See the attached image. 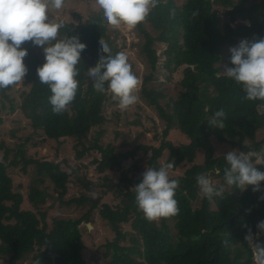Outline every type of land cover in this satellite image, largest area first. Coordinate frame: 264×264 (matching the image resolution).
Segmentation results:
<instances>
[{
    "label": "trees",
    "instance_id": "16d2710c",
    "mask_svg": "<svg viewBox=\"0 0 264 264\" xmlns=\"http://www.w3.org/2000/svg\"><path fill=\"white\" fill-rule=\"evenodd\" d=\"M215 7L227 14L228 22L222 23ZM194 11L199 13L195 18ZM78 17V23L63 21L64 27L60 29V38L78 36L87 45L77 65V94L67 111L53 113L49 103L51 90L37 76V68L45 63L43 49L25 42L22 47L28 49V72L21 82L22 99L15 100L10 93L18 83L0 90V126L7 108L11 115L20 110L34 132L40 131L59 144L71 139L78 160L96 150L100 157H93L91 163L106 184L99 188L97 181L89 178L87 172L81 175L76 166H69L67 172L61 163L33 158L28 153L30 138L24 141L14 130V147L0 144V151L4 150L0 159V257H7L8 264H19L31 254L33 264H90L83 255L81 225L95 223L98 216L115 232L114 240L104 246V258L99 264H253V253L245 237L251 229L254 241L264 244V233L257 228L264 221V182L260 192H254L252 186L245 191L227 186L225 155L216 153L215 142L245 153L264 147V139H258L259 132L264 130V101L245 99L241 86L224 76L219 66L226 46L236 47L245 39L264 38V0H187L182 6L175 0H160L146 20L135 27L147 65L141 97L157 110L165 128L158 146L137 144L125 151L99 142L104 133L101 128L107 121L104 109L111 94L97 92L88 75V69L100 59L101 38L113 54L119 53V49L109 34L102 10L92 11L86 21ZM157 43L165 45L163 68L169 75L184 67L178 95L164 106V90L152 85L158 80ZM230 56L231 52L228 67L233 66ZM220 109L226 113L224 129L207 124ZM174 127L187 137L188 143L176 146L166 140ZM95 129L98 130L94 132ZM200 153L203 162L194 163ZM129 161L134 162L135 176L129 177L122 171ZM144 163L157 169L173 163L172 170L193 164L183 175L173 178L179 180L175 195L178 215L149 222L138 209L134 187L142 182ZM30 167L35 171V180L28 194H23L21 187L15 188L10 170L19 169L27 174ZM216 168L220 169L219 174ZM260 170L264 171V167ZM119 171L120 180L115 182L110 173ZM201 173H211L214 181H220L217 185H224L223 198L209 200L198 194L196 177ZM70 181L80 188V194L65 200ZM46 183L61 206H74L84 213L79 218L58 219L49 225L44 206L53 196ZM109 196L112 202L106 200ZM25 202L30 206L25 207ZM127 223L133 232H123L122 225Z\"/></svg>",
    "mask_w": 264,
    "mask_h": 264
},
{
    "label": "clouds",
    "instance_id": "9594fccd",
    "mask_svg": "<svg viewBox=\"0 0 264 264\" xmlns=\"http://www.w3.org/2000/svg\"><path fill=\"white\" fill-rule=\"evenodd\" d=\"M160 0H95L102 10L107 24L113 29L122 26L134 29L144 22ZM65 0H0V90L7 89L22 81L28 68L25 58L28 49L22 47L25 42L43 49L45 63L37 68V76L46 84L52 95L49 103L54 114H62L74 101L79 81L77 65L81 54L87 48L78 36L60 38L63 21H57L54 12L61 10ZM175 15V10L171 13ZM199 13L194 11L192 17ZM101 55L96 66L88 69L93 80V87L99 93L111 94L121 110L135 105L138 100L140 81L132 70L128 57L119 52L112 53L109 44L101 38ZM230 63L223 75L240 85L247 100L264 101V38L242 40L238 46L230 49ZM226 113L218 110L207 124L213 128L224 129ZM245 146L248 145L245 143ZM224 159V181L227 186L245 191L252 186L254 192L262 191L264 182V147L259 150L242 152L232 150ZM175 165L167 163L159 167H147L142 174V182L134 187L135 202L138 209L149 222H159L179 214L178 202L175 199L179 180L170 178V170ZM215 172L219 174L220 169ZM199 195L209 200L223 198L225 187L217 185L211 173H201L196 177ZM264 199V197H261ZM264 233V221L257 225ZM253 253V264H264V244L256 243L249 229L245 237ZM227 244V241H225ZM39 264V262H38Z\"/></svg>",
    "mask_w": 264,
    "mask_h": 264
},
{
    "label": "rangeland",
    "instance_id": "374dc122",
    "mask_svg": "<svg viewBox=\"0 0 264 264\" xmlns=\"http://www.w3.org/2000/svg\"><path fill=\"white\" fill-rule=\"evenodd\" d=\"M175 1L179 6H182L187 0ZM215 8L218 9V7ZM98 9L99 8L95 3L86 0H65L64 7L53 14L58 22L64 21L78 23V16H81L86 21L90 18V13L92 11H98ZM218 13L222 17L223 24L228 22V16L223 10L218 9ZM232 25L234 26L235 23H232ZM107 27L112 40L116 43V46L119 49V52H123L128 57V62L131 64L133 72L140 81L137 92L139 100L135 105L130 106L128 109L121 110L117 103L110 99L104 109V115L107 121L101 128V130H104V133L99 142L104 146L111 144L117 149V151L128 150L137 144L158 146L160 143L159 138L165 128V122L159 117L157 110L149 107L141 97L140 90L142 80L147 73V65L144 57L141 55L140 45L142 40L135 28L128 29L127 27L122 26L120 29H113L108 24ZM149 29L152 30V28ZM231 48L232 47L226 46L223 49V60L219 64L221 73H223L226 67H228L227 57ZM156 49L159 55L158 80L153 82L152 85L164 90L165 99L161 101L164 106L170 98H176L178 95L180 90V80L182 79V69L184 67L175 74L169 75L163 68V63L165 61V56L163 54L165 45L157 43ZM21 82L22 81L18 82L15 89L10 92L15 100L19 101L22 99L23 90ZM2 116L4 118V123L0 126V144L5 142L6 146L14 147L17 140L12 136V132L17 130L18 138H21L24 141L27 138H30V142L27 143L29 148L28 153L33 158L61 163L63 170L67 172H70L68 169L69 166H76L79 168L81 175L87 172L89 178L97 181L99 188H102L104 184H106L104 180L99 178L100 176L95 172V166L91 163L93 157H100L96 150L90 151L83 159L78 160L73 147L74 142L71 139L61 140L59 144L58 142L47 138L46 135L40 131L34 132L29 126L28 121H26L21 114L20 110H17L11 115L10 109L7 108ZM98 129H95L94 132ZM93 133L92 135L95 137V134ZM261 138L264 139V130L260 131L258 134V139ZM166 140L172 142L176 146L188 143L187 137L181 134L176 127L170 130ZM215 146L216 153L219 155H226L232 150H238L237 148H232L229 144H220L219 142H215ZM138 154H141V152ZM3 156L4 150L0 151L1 160L3 159ZM165 159L166 157L162 160V163L165 162ZM203 159V153H200L194 163H202ZM133 163V161L125 163L122 170L127 172L129 177L135 176V169L132 166ZM192 165L193 164L191 163H186L179 166L176 170L171 169L170 178L173 179L179 175H183ZM85 166H88V168H85ZM147 167L148 166L144 163L141 166V171L145 172ZM34 172L35 171L32 167H30L27 174H23L19 169L10 170V176L14 179L15 188L18 189L21 187L22 189H20V191L23 194H28L31 185L35 180ZM120 175L121 171L110 173V177L115 182H119ZM215 182L218 184L220 181L217 180ZM45 186H47L50 196H53L48 198L47 203L44 206L47 210V220L49 225H51L54 220L58 219L79 218L84 213V210H79L74 206L69 208L61 206L60 203L55 200L54 196H56V194L53 192L52 187H49V183H46ZM45 186H42V188H45ZM79 194L80 188L76 186L74 182L70 181L69 194L65 200H69L74 196L78 197ZM106 200L112 202L113 198L112 196H109ZM24 206L29 207L30 204L25 202ZM95 219V223H83L81 225L83 242L85 245L83 255L90 264H99V262L103 260V254L105 251L104 246L115 238V232L110 228L106 221H101L98 216H96ZM88 225H91V228H89ZM122 230L123 232H133L129 223L123 224ZM32 256V254L29 255L19 264H33ZM0 264H8L7 257H0Z\"/></svg>",
    "mask_w": 264,
    "mask_h": 264
},
{
    "label": "water",
    "instance_id": "95a60500",
    "mask_svg": "<svg viewBox=\"0 0 264 264\" xmlns=\"http://www.w3.org/2000/svg\"><path fill=\"white\" fill-rule=\"evenodd\" d=\"M21 192V191H20ZM89 228H91V225H88Z\"/></svg>",
    "mask_w": 264,
    "mask_h": 264
},
{
    "label": "bare ground",
    "instance_id": "6f19581e",
    "mask_svg": "<svg viewBox=\"0 0 264 264\" xmlns=\"http://www.w3.org/2000/svg\"><path fill=\"white\" fill-rule=\"evenodd\" d=\"M62 148V147H61Z\"/></svg>",
    "mask_w": 264,
    "mask_h": 264
}]
</instances>
